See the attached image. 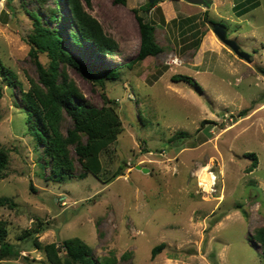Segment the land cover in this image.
<instances>
[{"label": "rangeland", "instance_id": "1", "mask_svg": "<svg viewBox=\"0 0 264 264\" xmlns=\"http://www.w3.org/2000/svg\"><path fill=\"white\" fill-rule=\"evenodd\" d=\"M43 2L0 0V60L21 83L9 84L0 70V144L9 154L0 200L11 201L0 202V224L20 250L0 264H45L43 246L71 237L89 246L93 264L108 258L113 264H264L261 243L252 237L264 228V0L208 6L155 0L151 8L149 0H81L117 43L107 54L70 42L74 23L65 0H58L57 21L46 11L55 1ZM24 8L59 31L64 48L86 67L118 70V79L100 85L65 66L87 105L105 106V94L121 119L116 141L101 151L98 176H79L69 146L73 170L62 181L49 178L43 145L29 132L20 99L21 89L38 80L27 41L33 24ZM137 16L153 24L162 49L128 66L141 40ZM213 23L252 60L234 54ZM38 60L47 67L45 54ZM177 74L190 81L174 80ZM72 127L65 115L63 134ZM248 153L257 158L250 171ZM203 166L214 177L209 192L198 178ZM38 220L45 228L36 233ZM25 231L32 235L19 239ZM160 243L165 246L153 256Z\"/></svg>", "mask_w": 264, "mask_h": 264}, {"label": "trees", "instance_id": "2", "mask_svg": "<svg viewBox=\"0 0 264 264\" xmlns=\"http://www.w3.org/2000/svg\"><path fill=\"white\" fill-rule=\"evenodd\" d=\"M55 5L47 8L48 19L57 21L59 3L54 0ZM86 3L89 0H84ZM124 4L126 0H114ZM43 5V0H38ZM156 2L147 7L151 8ZM68 18L73 20L74 27L68 30L70 42L77 46L90 43L101 54L113 52L117 48L116 41L107 35L99 22L88 14L81 3V0H65ZM25 12L32 20V32L28 35L30 44V55L32 56L38 72V80L30 81L27 90L21 89L20 99L25 107V120L28 123L29 132L36 138L38 143L43 145V156L47 157V164L50 167V177L55 181H62L68 176L74 167V158L80 163L82 171L79 173L81 178L91 173L95 176L102 171L100 154L110 143L115 142L119 133L122 131L121 119L117 113L115 101L105 94H102L105 106L100 108L87 105L84 97L78 90L75 82L69 77L65 66H70L93 83L102 85L105 79H118L117 68L107 71L96 70L86 67L85 64L69 53L62 43L59 31L46 27L45 21L40 20L34 11L25 9ZM140 28L141 40L139 49L130 64L141 62L147 56L158 53L160 47L153 40L154 26L151 23L143 22L137 16ZM38 53L45 54L48 58V65L44 67L38 60ZM0 70L9 84H19L16 74L12 69L5 66L0 60ZM174 80L190 81L187 75H175ZM196 85V83H193ZM199 88V87H197ZM246 110L240 112L245 113ZM65 115L72 120L73 127L67 129L64 135L61 127ZM140 116V112L138 114ZM82 136H86L85 142ZM69 146L74 150V158L70 155ZM251 157V165L247 170L255 167L257 158L253 153H248ZM9 163V154L4 146L0 144V180L4 176L5 169ZM119 166L115 174L120 172ZM54 178V179H53ZM1 203L9 202L2 198ZM0 224V260L5 256H19L20 250L7 240L5 224ZM44 222L38 220L33 231L36 233L44 230ZM30 232V231H29ZM32 235V232H30ZM29 233V234H30ZM28 231L23 236L29 235ZM252 237L261 243L264 254V228L255 229ZM36 245V241L32 242ZM164 243L155 245L152 248V255L155 256L163 247ZM62 248V249H61ZM45 264H93L90 257L89 246L78 237H71L63 240L61 245L49 243L43 246ZM62 252V254H61ZM114 259L108 258L103 263L113 264Z\"/></svg>", "mask_w": 264, "mask_h": 264}, {"label": "water", "instance_id": "3", "mask_svg": "<svg viewBox=\"0 0 264 264\" xmlns=\"http://www.w3.org/2000/svg\"><path fill=\"white\" fill-rule=\"evenodd\" d=\"M155 0H149L150 3H153ZM190 3L194 4H202L208 6L211 3V0H185ZM212 31L214 34L221 40L225 45H227L230 50L239 56L240 58H243L246 61H251L252 58L249 53L244 51L235 40L228 38L226 35V30L220 23H213L212 24ZM137 169H141L139 165H136ZM145 171L146 169L143 168Z\"/></svg>", "mask_w": 264, "mask_h": 264}, {"label": "bare ground", "instance_id": "4", "mask_svg": "<svg viewBox=\"0 0 264 264\" xmlns=\"http://www.w3.org/2000/svg\"><path fill=\"white\" fill-rule=\"evenodd\" d=\"M198 178H199L201 187L206 192L211 191V186H212V182H213L214 177H213L212 173L209 172L207 166H203L201 168L200 172L198 173Z\"/></svg>", "mask_w": 264, "mask_h": 264}]
</instances>
